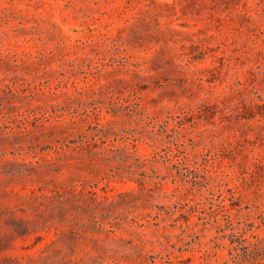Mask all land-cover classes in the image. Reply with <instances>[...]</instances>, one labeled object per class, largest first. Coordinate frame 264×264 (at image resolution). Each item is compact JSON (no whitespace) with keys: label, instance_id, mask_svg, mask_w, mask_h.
<instances>
[{"label":"rangeland","instance_id":"obj_1","mask_svg":"<svg viewBox=\"0 0 264 264\" xmlns=\"http://www.w3.org/2000/svg\"><path fill=\"white\" fill-rule=\"evenodd\" d=\"M0 264H264V0H0Z\"/></svg>","mask_w":264,"mask_h":264},{"label":"trees","instance_id":"obj_2","mask_svg":"<svg viewBox=\"0 0 264 264\" xmlns=\"http://www.w3.org/2000/svg\"><path fill=\"white\" fill-rule=\"evenodd\" d=\"M137 105V104H136ZM198 114H200L199 112H198ZM191 141V148L193 149V147H192V143H193V141L192 140H190ZM179 145L182 147V149H184V147H185V141H181L180 143H179ZM232 229V228H231ZM238 233V231H234L233 230V232H232V236H235L236 234ZM258 240V242H261L262 241V239H257ZM235 242H237V240H235V238H231L230 239V243L232 244V246H233V244L235 243ZM250 245V243H248V246ZM245 255H247V256H249V257H253V258H255V256L252 254V252H245Z\"/></svg>","mask_w":264,"mask_h":264}]
</instances>
